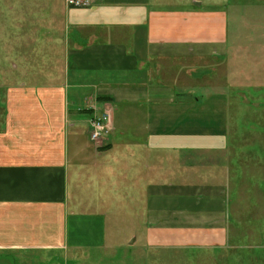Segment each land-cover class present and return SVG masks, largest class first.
<instances>
[{
  "label": "crops",
  "instance_id": "obj_1",
  "mask_svg": "<svg viewBox=\"0 0 264 264\" xmlns=\"http://www.w3.org/2000/svg\"><path fill=\"white\" fill-rule=\"evenodd\" d=\"M45 4L47 28L58 36L68 29L64 59L80 80L81 101L110 114L111 132L100 152L90 146L87 119L78 121L72 147L66 134L62 149L51 142L45 152L21 143L11 150L0 140V264H69L70 256L107 249L110 210L113 222L133 224L117 246L133 238L143 247H130L143 256L147 248H221L227 182L223 169L199 163V151L223 148L222 130L210 128H223L227 118L222 109L209 114L213 104L200 116L196 63L230 51L224 2L98 0L68 10L63 0ZM56 39L44 43L52 47Z\"/></svg>",
  "mask_w": 264,
  "mask_h": 264
},
{
  "label": "rangeland",
  "instance_id": "obj_2",
  "mask_svg": "<svg viewBox=\"0 0 264 264\" xmlns=\"http://www.w3.org/2000/svg\"><path fill=\"white\" fill-rule=\"evenodd\" d=\"M47 1L0 0V140L9 141L11 150L15 143H21L24 149L45 152L51 149V142L62 149L63 145H58L65 134L72 147L78 121L87 119L89 125L94 114L81 101L80 80L66 67L68 29L58 36L59 32L53 34L45 24V19L51 18ZM204 1L210 5L224 2L228 11L227 57L196 63L200 116L205 114L206 104H213L215 110L208 113L218 114L222 109L227 118L223 128H210L222 130L223 148L209 149L206 155L200 150L199 163L210 172L224 170L228 239L215 250L178 245L161 251L147 248L149 252L143 256L130 247L133 238L124 248L117 246L127 241L133 224L113 222L117 217L110 210L109 247L81 258L70 256L69 264H264V0ZM55 37V46L45 45L47 39ZM45 105L51 106L50 115ZM195 128L190 127L192 131ZM105 141H91L90 146L104 151L108 148ZM125 211L122 206L120 212ZM135 225L145 232L142 222ZM139 244L132 245L142 249Z\"/></svg>",
  "mask_w": 264,
  "mask_h": 264
},
{
  "label": "built area",
  "instance_id": "obj_3",
  "mask_svg": "<svg viewBox=\"0 0 264 264\" xmlns=\"http://www.w3.org/2000/svg\"><path fill=\"white\" fill-rule=\"evenodd\" d=\"M67 7L72 9L92 8L98 0H63ZM93 116L89 120V136L92 141L106 139L111 132L110 114L97 106H92Z\"/></svg>",
  "mask_w": 264,
  "mask_h": 264
},
{
  "label": "trees",
  "instance_id": "obj_4",
  "mask_svg": "<svg viewBox=\"0 0 264 264\" xmlns=\"http://www.w3.org/2000/svg\"><path fill=\"white\" fill-rule=\"evenodd\" d=\"M102 98H103V97H102ZM102 98H101V99H102ZM100 101H101V100H100Z\"/></svg>",
  "mask_w": 264,
  "mask_h": 264
}]
</instances>
